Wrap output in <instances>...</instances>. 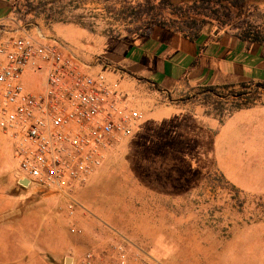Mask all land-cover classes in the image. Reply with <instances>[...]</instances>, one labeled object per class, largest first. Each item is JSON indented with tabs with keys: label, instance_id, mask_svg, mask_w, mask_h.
<instances>
[{
	"label": "rangeland",
	"instance_id": "rangeland-1",
	"mask_svg": "<svg viewBox=\"0 0 264 264\" xmlns=\"http://www.w3.org/2000/svg\"><path fill=\"white\" fill-rule=\"evenodd\" d=\"M101 2L107 3L82 15L113 37L154 22L147 0ZM251 3L231 30L249 21L264 33V1ZM148 89L132 93L143 113L139 138L114 149L76 193L21 186L14 148L0 132V254L18 264H65L93 252L97 264H113L123 245L127 264H264V168L251 156L264 144L250 143L249 131L238 134L246 164L230 173L216 168L214 157L219 131L235 113H264L256 108L264 106V85L187 86L172 94ZM156 111L166 117L152 118ZM233 141L222 133V145Z\"/></svg>",
	"mask_w": 264,
	"mask_h": 264
},
{
	"label": "crops",
	"instance_id": "crops-1",
	"mask_svg": "<svg viewBox=\"0 0 264 264\" xmlns=\"http://www.w3.org/2000/svg\"><path fill=\"white\" fill-rule=\"evenodd\" d=\"M98 2L100 0H0V40L30 36L37 42L56 45L83 72L98 73L106 69L111 81L120 82L123 89L135 95L147 93L148 88L155 93L172 94L182 92L187 86L218 89L264 84V46L243 41L232 30L206 31L196 41L159 27L144 35L130 36L126 33L113 37L108 31L100 32L94 26L89 27L87 22L93 18L82 15L85 9L107 3ZM26 3L33 7L42 6L41 12L37 15L24 12L23 4ZM51 6L54 13L48 17L46 10ZM48 74V66L42 70L29 67L23 78L27 91L34 94L45 91ZM256 108L264 109V106ZM243 113H235L223 124L217 138L218 147L214 151L216 168L229 173L242 169L246 164L241 159L242 140L238 134L243 130L249 131L255 137L250 143L264 144V113ZM151 115L156 120L166 117L163 111ZM143 125V121L137 124L129 140L139 138ZM223 132H227L234 141L222 145ZM251 154L256 157L257 168L263 169L264 148ZM236 182L238 187L248 188L243 182ZM9 256L13 255L0 254V264H18V259H7ZM217 262L224 264L223 259ZM243 262L239 259L233 264ZM255 263L260 264L259 260Z\"/></svg>",
	"mask_w": 264,
	"mask_h": 264
},
{
	"label": "built area",
	"instance_id": "built-area-1",
	"mask_svg": "<svg viewBox=\"0 0 264 264\" xmlns=\"http://www.w3.org/2000/svg\"><path fill=\"white\" fill-rule=\"evenodd\" d=\"M45 66L47 88L30 93L26 70ZM106 71L83 72L58 46L30 36L0 40V132L14 148L21 180L64 194L81 190L132 136L143 113ZM116 250L113 264H127L124 246ZM96 262L89 252L74 264Z\"/></svg>",
	"mask_w": 264,
	"mask_h": 264
},
{
	"label": "trees",
	"instance_id": "trees-1",
	"mask_svg": "<svg viewBox=\"0 0 264 264\" xmlns=\"http://www.w3.org/2000/svg\"><path fill=\"white\" fill-rule=\"evenodd\" d=\"M253 5L255 4L251 3V0H147L146 14L151 16V20H154L150 24L152 28H167L185 38L196 41L203 36L209 25L218 24L222 30H231L229 27H232V24L237 21H242L245 18V13ZM41 9L42 6L33 7L31 4H23L24 12L29 14L37 15ZM46 11L48 17L54 13L52 6ZM143 28L139 27L135 33L130 32V36L144 35L151 29L147 28L143 31ZM232 31L243 41L264 46V33L259 26L252 25L249 21L245 24L244 22L239 23L238 27ZM263 85L258 84V86ZM215 89V87L206 88L208 91Z\"/></svg>",
	"mask_w": 264,
	"mask_h": 264
},
{
	"label": "water",
	"instance_id": "water-1",
	"mask_svg": "<svg viewBox=\"0 0 264 264\" xmlns=\"http://www.w3.org/2000/svg\"><path fill=\"white\" fill-rule=\"evenodd\" d=\"M19 184L25 188H29L31 187V182L29 179H22L19 180ZM74 263V259L72 257H68L65 260V264H73Z\"/></svg>",
	"mask_w": 264,
	"mask_h": 264
}]
</instances>
